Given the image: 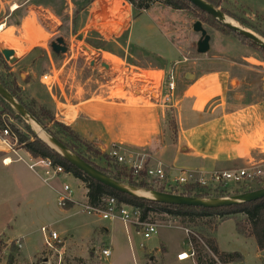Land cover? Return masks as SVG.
<instances>
[{"label":"rangeland","instance_id":"374dc122","mask_svg":"<svg viewBox=\"0 0 264 264\" xmlns=\"http://www.w3.org/2000/svg\"><path fill=\"white\" fill-rule=\"evenodd\" d=\"M40 2L47 3L48 7H40ZM12 4L19 9L11 12ZM115 4L119 7L118 3ZM217 9L233 20L237 27L264 40V0H223ZM76 10L72 7L69 12L64 0H2L0 4V26H5L0 32V50H13L17 59L14 65H10L0 55V77L6 82L16 83L17 97L36 114H39V108H43L52 114L53 121L61 123L57 119L65 111V122L69 123L72 103L92 95H110L111 98L128 95L130 103L134 104L139 100L134 96L153 93L150 94L153 100L149 104L156 105L160 102L162 80V72L156 70L163 67L164 81L170 75L175 81L174 69L181 66L177 74L191 73L194 75L192 81L217 73L226 74L228 81L235 79L234 87H230L228 82L229 95L236 97L235 107L261 102L253 122L257 124L264 120V54L252 42L225 29L217 21L211 18L199 20L190 10L176 11L159 3L133 19L132 43H128L126 32H117L114 28L116 16L106 15L101 24L102 27L107 24L104 29L107 35L96 37L95 41L101 43L98 44L91 37L82 39L77 36L84 22ZM147 14L177 52L156 29L151 28ZM135 15L133 12L132 16ZM196 21L202 23L210 37L206 54L197 53L200 34L192 30ZM59 37L63 38L68 51L55 55L50 44ZM136 45L150 54L139 52ZM152 54L174 58L178 63L169 67ZM92 61L95 63L93 67L90 66ZM48 73L53 74L57 81V86L50 91L40 83L41 77ZM151 85H156L157 89H152ZM162 91L166 92L164 85ZM206 110L217 114L218 106L210 102ZM16 115L0 103V118L12 133L18 132L26 141L40 140L29 124L18 115L17 119ZM170 124L173 125L172 120ZM38 125L51 136L59 130L53 122ZM62 139L70 141L65 136ZM20 154L26 159L23 153ZM92 161L104 166L99 160L92 158ZM29 177L32 185L29 208L25 206L20 217L16 214L17 219H12L9 226L4 223L8 213L2 211L4 206L0 205V240H19L23 246L22 251L17 249L16 264H197L196 257L182 262L176 259L179 253L190 252L183 229L205 239L215 238L220 252L237 251L240 259L229 264H264V251H259L253 239L245 235L246 221L242 215L214 219L213 224H218L210 229L183 228L169 216H156L151 221L157 225L155 233L144 239L141 229L126 227L118 220L105 221L96 226L89 224L92 218L83 212L81 206L85 205L84 186L72 176L57 177L47 185L42 184L32 172H29ZM64 185L73 190L75 201L68 210L59 207L57 200L58 192ZM100 226L107 228L108 233ZM41 227L55 229L63 240L62 245L55 244L53 249L44 248ZM93 228L94 233L91 231ZM163 247L165 251L161 250ZM202 248L204 264H221L204 246ZM104 249L110 250L109 258L101 255ZM7 255V251H2L0 264L6 263Z\"/></svg>","mask_w":264,"mask_h":264},{"label":"crops","instance_id":"0c3cea01","mask_svg":"<svg viewBox=\"0 0 264 264\" xmlns=\"http://www.w3.org/2000/svg\"><path fill=\"white\" fill-rule=\"evenodd\" d=\"M64 1L69 12L72 7L77 8L78 17L80 15L84 22L83 27L77 32V36H81L82 39L91 37L95 41L96 37L107 35V31L104 30L107 24L102 27L101 23L106 15L111 14L116 16L115 21H112L117 32L123 30L126 32L128 43L133 42L132 25L135 17L132 16L133 10L130 5L124 4L121 0ZM1 2L2 0L0 4ZM115 3H118L119 7ZM43 5L48 7L47 3H39L40 7ZM11 8V12L19 9L16 4H12ZM150 20L151 28L161 34L154 20L151 18ZM2 27L5 28L4 25H1ZM162 36L172 48L171 43L164 35ZM136 46L139 52L150 54L143 47ZM172 50L177 52L173 48ZM152 55L160 58L169 67L178 63L171 57ZM181 68L177 66L174 69L175 91L171 107L150 105V94L140 93L134 96L135 99H139L134 104L130 103L128 95L118 98H111L110 95H92L72 103L73 110L69 113L71 117L69 123L65 122L67 117L65 111L57 120L68 126L79 139L98 147L102 154H109L113 147L119 146L126 152V158L132 155L134 159L142 161L147 166L155 167L160 164L166 170L170 167L204 172L230 170L247 166L251 158L264 159V120L257 124L253 122L261 102L235 107L236 97L232 98V95H229L228 82L230 85L231 80L228 81L226 74L217 73L214 76L208 74L187 82L186 72L182 76L177 74ZM156 71L162 72L160 93L163 94L164 68ZM262 79L264 81V76ZM210 102L218 106L217 114L206 110V105ZM171 120L173 125L170 124ZM20 152L26 159L29 157L24 150ZM4 157V154L0 156V205L4 206L2 211L8 213V219L4 223L9 226L12 219H17L16 214L20 217L25 206L29 208L32 195L29 172L32 171L21 162L3 165ZM32 173L45 184L34 172ZM91 218L89 224L93 226L102 223ZM100 228L108 233L107 228L102 226ZM93 230L92 233L95 232L94 228ZM59 237L61 238L60 235ZM16 241L20 242L4 241L5 251L8 250V244L10 246ZM22 249L23 246L20 251ZM161 250L165 251L164 247Z\"/></svg>","mask_w":264,"mask_h":264},{"label":"trees","instance_id":"16d2710c","mask_svg":"<svg viewBox=\"0 0 264 264\" xmlns=\"http://www.w3.org/2000/svg\"><path fill=\"white\" fill-rule=\"evenodd\" d=\"M130 3L133 12L136 13V16L142 14L144 11H148L155 4L162 3L165 6L171 8L176 11H185L190 10L194 14H196L199 20L203 18H211L205 13L199 11L196 7L192 6L186 0H126ZM207 3L211 4L215 8H218L223 0H204ZM212 19V18H211ZM214 20V19H213ZM224 26V25H223ZM225 29L230 30L225 27ZM264 36V34H262ZM240 36V35H239ZM242 37V36H241ZM243 38V37H242ZM245 39V38H244ZM247 40V39H245ZM249 41V40H247ZM254 46L255 44L252 43ZM256 47H258L256 45ZM264 54V50L258 47ZM0 84L3 88L16 100L20 105L24 107V109L41 125L44 122H53V124L58 128V133L52 134L54 138L60 141L65 147H67L71 152L78 155L81 159H83L86 163L90 164L95 169L109 176L113 180L126 184L128 186L138 188V189H150L156 190L158 192H164L168 194L182 195L188 197L195 198H210L208 197L200 188L197 186H172L166 185L162 187H154L150 185L144 176L143 173L135 175L133 171L126 169L124 166L119 165L117 161L110 157L108 154H102L98 147L93 144L86 143L85 141L79 139L77 135L68 127L63 125L62 123L53 121V116L51 113L46 111L43 108H39V114H36L33 109L26 108V106L22 103L20 98L17 97L18 88L14 81L4 80V78L0 77ZM0 103L7 106L9 110L14 114V111L10 109L8 104L4 102L0 97ZM17 116V115H16ZM19 117L17 116V119ZM4 124L0 118V128H3ZM17 132V131H16ZM14 134V133H13ZM68 134V135H67ZM17 139V142L22 149L33 158H42V159H50L54 165H59L64 168L65 172L72 176L74 179L78 180L81 184H83L85 189V202L87 205L92 207H98L100 205L101 199L103 198H115V200L119 204H124L130 206L134 210L139 212V221L144 223H151L156 216H169L178 221V223L183 228H215L217 224H213L214 219H225L229 217H233L236 215H242L245 218L246 226H245V235L248 238H252L256 247L259 251H264V198L243 203L239 205H233L229 207L217 208V209H203V208H194V207H185V206H172V205H164L159 204L153 201H149L146 199H141L137 197H130L128 195L120 194L113 191L110 188H107L100 183L90 179L82 172L77 170L75 167L67 163L59 154H57L54 150H52L47 144L43 141L35 139L33 141H26L25 138L22 137L18 132L14 134ZM66 137L69 139L71 143L65 142L62 138ZM84 150L87 156L83 154L81 150ZM92 158L103 162L104 166L96 165ZM264 188V185H260L258 187L251 188H243L242 191L234 193L242 194L249 193L252 191H256L258 189ZM225 196L230 195H219L215 198H223ZM71 203H68L65 206V210L71 208ZM201 241L205 244L208 250L216 257L221 264H229L238 259H240V255L236 252L234 253H224L220 252L215 238L213 239H205L204 237H200L197 233H194ZM187 240H190L192 243V250L195 253L197 264H204L205 255H203L202 245L199 243L197 238L193 235L187 237ZM6 249V245L2 240H0V256L2 251ZM8 255L5 264H16V253L17 248L13 243L8 247Z\"/></svg>","mask_w":264,"mask_h":264},{"label":"built area","instance_id":"2783aa9c","mask_svg":"<svg viewBox=\"0 0 264 264\" xmlns=\"http://www.w3.org/2000/svg\"><path fill=\"white\" fill-rule=\"evenodd\" d=\"M121 1L124 4L130 5L126 0ZM94 57L96 58L97 56ZM40 83L45 86L48 91L57 86V81L51 73L44 74L40 79ZM163 85L166 92L163 94L160 93V102L156 105L171 107L173 106V93L175 91L174 77L170 75L166 78ZM150 99L151 101L153 100L151 97ZM0 146H2L0 152L5 155L2 160L3 165H9L12 162H21L25 164L29 170L34 172L45 184H48L57 177L66 178L69 176L63 167L54 165L50 159L33 158L28 154L29 157L24 159L20 154V151L23 150L22 146L18 144L17 138L5 124L3 128H0ZM125 153L126 152L121 147L116 146L112 148V151L108 155L113 157L119 165L133 171L135 175L143 173L146 181L154 187L166 185L197 186L208 197L213 198L219 195H234V193L242 191L243 188H253L264 185V159L256 160L251 158L247 166L241 168L204 172L199 170H181L173 167L166 170L160 164L155 167L147 166L142 161H137L136 158L134 159L132 155L126 158ZM72 195L73 190L68 185H64L62 191L58 192V206L64 208L68 203H75ZM81 206L83 212L98 221L118 220L126 227H138L142 230L144 239H149L150 236L155 233V228L157 227V225L153 223L140 222L139 212L137 210H134L130 206L119 204L115 198L112 197L101 199L98 207L89 206L86 202L85 205L83 204ZM183 230L186 237L190 235L195 236L206 251H209L195 234L186 229ZM40 232L42 234L44 248L53 249L55 244H62L59 235L50 227H42ZM13 244L19 250L22 247L21 243L18 241ZM187 244L190 248V252L188 254H178L176 259L180 262L195 257L191 241L187 240ZM101 255L104 258H109L111 255L110 250L104 249ZM184 256H186V259H183Z\"/></svg>","mask_w":264,"mask_h":264},{"label":"water","instance_id":"95a60500","mask_svg":"<svg viewBox=\"0 0 264 264\" xmlns=\"http://www.w3.org/2000/svg\"><path fill=\"white\" fill-rule=\"evenodd\" d=\"M186 1H188L192 6L196 7L199 11L210 16L218 23L224 25L225 27L229 28L233 32L237 33L238 35L249 40L250 42L260 47L262 50H264L263 39L259 38L258 36L254 35L253 33L245 29L239 28L237 26L228 23L226 21L227 17L224 15V13H222L220 10H218L211 4L207 3L204 0H186ZM192 30L195 33L200 34L199 41L197 42L196 45L197 53L206 54L209 51L210 37L207 35V32L203 29L202 23L200 21H196L192 26ZM50 48L55 55L65 54L68 51V49L65 46V42L63 38L60 37L56 38L55 41L50 44ZM0 55L10 65H14L17 61L13 50L2 49L0 50ZM90 65H94V61H92ZM21 78H23V75H21ZM193 78L194 75H192L191 73L185 74L186 80L190 81ZM235 81H236L235 79H231L230 87H234L233 83ZM0 97L25 122L28 123L29 121H32L36 125H38L35 119L24 109L22 105L16 102V100L3 88L1 84H0ZM44 132L49 137V141L51 143V145L48 144L47 145L57 154H59L67 163L75 167L77 170L82 172L90 179L120 194L128 195L130 197L146 199L164 205L185 206V207H194V208H203V209H217V208L229 207L233 205H239L243 203L257 201L264 198V188L249 193L231 195L229 197H223V198L213 197V198H202V199L182 196V195L168 194L164 192H158L156 190L134 188L126 184L117 182L112 178H110L109 176L105 175L104 173L100 172L99 170L95 169L90 164L86 163L83 159H81L78 155L71 152L56 138L49 135L46 131ZM138 191H142L146 194H149L150 197L139 196L136 194V192Z\"/></svg>","mask_w":264,"mask_h":264},{"label":"bare ground","instance_id":"6f19581e","mask_svg":"<svg viewBox=\"0 0 264 264\" xmlns=\"http://www.w3.org/2000/svg\"><path fill=\"white\" fill-rule=\"evenodd\" d=\"M12 9V8H11ZM13 9H15V8H13ZM17 9V8H16ZM228 23H230V24H232V25H234V26H237L236 25V23L233 21V20H231V19H229V18H227V20H226ZM3 29V27L1 28V26H0V30H2ZM1 32V31H0ZM152 86V89H157V86L156 85H151ZM152 92H153V90H152ZM150 94H152L153 95V93H150ZM28 124H29V127L32 129V131L35 133V135L37 136V138H39L41 141H43L45 144H48V145H51V143H50V141H49V137L46 135V133L38 126V125H36L34 122H32V121H29L28 122ZM2 145V144H1ZM2 147V146H1ZM136 194L137 195H139V196H143V197H150L149 196V194H146V193H144V192H142V191H138V192H136ZM183 259H186V256H184L183 257Z\"/></svg>","mask_w":264,"mask_h":264},{"label":"flooded vegetation","instance_id":"af4514ba","mask_svg":"<svg viewBox=\"0 0 264 264\" xmlns=\"http://www.w3.org/2000/svg\"><path fill=\"white\" fill-rule=\"evenodd\" d=\"M65 46H66V44H65ZM66 48H67V46H66ZM68 49V48H67Z\"/></svg>","mask_w":264,"mask_h":264}]
</instances>
